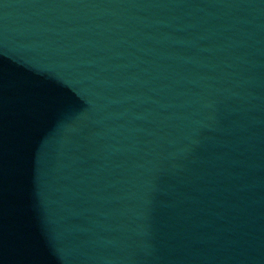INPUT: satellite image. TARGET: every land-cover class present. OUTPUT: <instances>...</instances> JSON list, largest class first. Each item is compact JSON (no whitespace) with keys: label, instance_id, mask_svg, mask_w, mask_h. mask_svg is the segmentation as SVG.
Returning <instances> with one entry per match:
<instances>
[{"label":"water","instance_id":"water-1","mask_svg":"<svg viewBox=\"0 0 264 264\" xmlns=\"http://www.w3.org/2000/svg\"><path fill=\"white\" fill-rule=\"evenodd\" d=\"M0 264H264V0H0Z\"/></svg>","mask_w":264,"mask_h":264}]
</instances>
